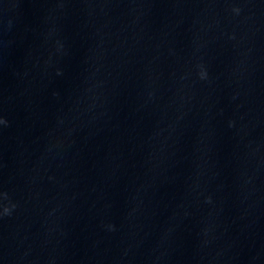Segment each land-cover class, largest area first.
Segmentation results:
<instances>
[{"label":"water","instance_id":"1","mask_svg":"<svg viewBox=\"0 0 264 264\" xmlns=\"http://www.w3.org/2000/svg\"><path fill=\"white\" fill-rule=\"evenodd\" d=\"M0 120V264H264V0H0Z\"/></svg>","mask_w":264,"mask_h":264},{"label":"clouds","instance_id":"2","mask_svg":"<svg viewBox=\"0 0 264 264\" xmlns=\"http://www.w3.org/2000/svg\"><path fill=\"white\" fill-rule=\"evenodd\" d=\"M0 122H2V124L4 123V121H3V120H2V121H0ZM7 211H8V209L6 208V209H5V212H7Z\"/></svg>","mask_w":264,"mask_h":264},{"label":"snow or ice","instance_id":"3","mask_svg":"<svg viewBox=\"0 0 264 264\" xmlns=\"http://www.w3.org/2000/svg\"><path fill=\"white\" fill-rule=\"evenodd\" d=\"M0 121H2V120H0ZM0 124H2V122H0Z\"/></svg>","mask_w":264,"mask_h":264}]
</instances>
